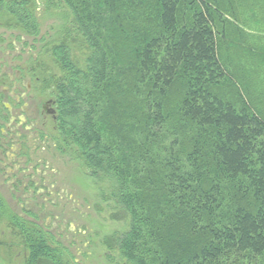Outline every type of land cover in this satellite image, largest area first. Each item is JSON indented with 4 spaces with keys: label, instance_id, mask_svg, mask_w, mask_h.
Masks as SVG:
<instances>
[{
    "label": "trees",
    "instance_id": "1",
    "mask_svg": "<svg viewBox=\"0 0 264 264\" xmlns=\"http://www.w3.org/2000/svg\"><path fill=\"white\" fill-rule=\"evenodd\" d=\"M59 1L88 54L80 67L55 45L65 74L44 89L60 139L107 186L109 219L127 224L107 247L125 264H264V117L224 48L232 0ZM3 9L36 30L27 0ZM17 226L27 264H69Z\"/></svg>",
    "mask_w": 264,
    "mask_h": 264
},
{
    "label": "rangeland",
    "instance_id": "2",
    "mask_svg": "<svg viewBox=\"0 0 264 264\" xmlns=\"http://www.w3.org/2000/svg\"><path fill=\"white\" fill-rule=\"evenodd\" d=\"M27 2L34 31L24 29L6 10L0 11V132H4L0 139L7 140L11 136L7 128L14 127L20 138L18 144L6 141L0 157V264H27L29 251L19 224L41 228L47 243L69 264H125L105 244L127 228L126 222L108 217L107 186L96 182L72 146L60 139L56 121L41 114L38 99L14 104L9 94L16 80L14 92L29 96L32 89L26 91L27 87L41 88L42 99L50 98V88L44 85L65 74L52 56L58 43L69 45L80 67L88 54L69 10L59 0ZM232 2L226 16L236 31L224 46L229 66L241 81L237 85L245 86L244 99L250 94L264 117V0ZM9 107L22 121L17 117L8 122L5 108Z\"/></svg>",
    "mask_w": 264,
    "mask_h": 264
},
{
    "label": "flooded vegetation",
    "instance_id": "3",
    "mask_svg": "<svg viewBox=\"0 0 264 264\" xmlns=\"http://www.w3.org/2000/svg\"><path fill=\"white\" fill-rule=\"evenodd\" d=\"M12 82H13L12 90L10 91L9 94L11 96H13L14 104H18L24 98H29L30 99L31 97H33L34 100L38 99V101H40L39 111L41 112V114H48L51 117L52 121H56V109H55L54 100L52 98H44V99H42L43 98V92L41 91V88L37 89L35 87L36 89H33L31 87L30 88L27 87L26 91H29L30 89H32V93L29 96H27L24 93H20L19 94V93L14 92L15 89H16L17 81L14 80ZM22 104H26V103H24V101H22ZM36 107H37L36 105H35V107L33 106V110L35 111V113H36ZM5 110H6V112L9 115V119H8L9 121L8 122H11L14 118L18 117L17 115H14V114H17L15 111H14L15 113L13 112L14 107L5 108ZM20 110L23 111L25 113L26 117L28 118V113L24 110V108H21ZM3 119H4V117H3ZM18 119H19V121H22V119L20 117H18ZM23 120H24V118H23ZM7 131L9 132V134L11 136L8 137L7 140L5 138H1L0 139V157L3 154V151L5 150V145H3V144L6 141H7V143L9 142L8 144L12 145L13 143H17V141L20 139V138L17 137V135H19V134H18V129L16 127L12 128V129L7 128ZM3 135H4V132H0V136H3ZM12 136H14V137L12 139H9ZM5 156H7V154Z\"/></svg>",
    "mask_w": 264,
    "mask_h": 264
}]
</instances>
